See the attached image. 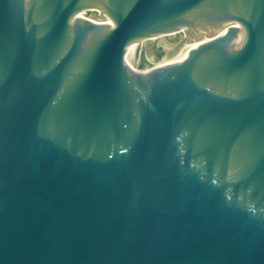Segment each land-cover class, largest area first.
<instances>
[{"label":"water","instance_id":"obj_1","mask_svg":"<svg viewBox=\"0 0 264 264\" xmlns=\"http://www.w3.org/2000/svg\"><path fill=\"white\" fill-rule=\"evenodd\" d=\"M0 264H264V0H0Z\"/></svg>","mask_w":264,"mask_h":264},{"label":"bare ground","instance_id":"obj_2","mask_svg":"<svg viewBox=\"0 0 264 264\" xmlns=\"http://www.w3.org/2000/svg\"><path fill=\"white\" fill-rule=\"evenodd\" d=\"M151 38L164 44L165 46H170L173 43L181 42V35L176 28L163 30L157 35L151 36Z\"/></svg>","mask_w":264,"mask_h":264}]
</instances>
